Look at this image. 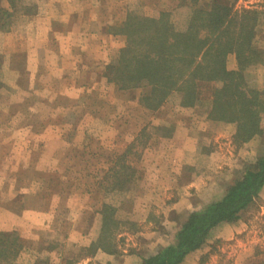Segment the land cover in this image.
I'll return each mask as SVG.
<instances>
[{
    "label": "rangeland",
    "instance_id": "obj_1",
    "mask_svg": "<svg viewBox=\"0 0 264 264\" xmlns=\"http://www.w3.org/2000/svg\"><path fill=\"white\" fill-rule=\"evenodd\" d=\"M64 1L0 0V264H141L264 155V113L262 132L244 142L235 123L208 116L216 82L194 79L192 104L178 91L158 102L148 85L122 88L107 70L126 45L128 15L166 13L178 29L192 6L211 0H82L73 7L87 18L53 21V36L41 24L38 36L32 16L61 12ZM217 1L236 13L264 11V0ZM71 27L103 33L63 35ZM253 31L255 61L242 75L264 103L262 18ZM85 38L82 75L105 82L71 98L64 80L73 73L62 62L77 57L66 45ZM236 65L228 53L226 69ZM181 264H264V189Z\"/></svg>",
    "mask_w": 264,
    "mask_h": 264
},
{
    "label": "trees",
    "instance_id": "obj_2",
    "mask_svg": "<svg viewBox=\"0 0 264 264\" xmlns=\"http://www.w3.org/2000/svg\"><path fill=\"white\" fill-rule=\"evenodd\" d=\"M205 9L190 8V16L178 29L169 15L146 18L128 15L123 34L126 45L115 65L107 67L122 88L148 85L160 94L182 93V103L196 101L195 80L214 81L208 116L213 120L235 123L242 141L262 132L264 103L259 92L246 86L242 72L253 64L254 26L264 11L233 12L217 0ZM228 53L235 54L236 69L228 70ZM264 186V155L229 184L223 195L199 211L188 213L179 224L172 243L145 257L141 264H181L191 252L201 249L214 228L240 219ZM8 253V252H7ZM2 249V261L7 258Z\"/></svg>",
    "mask_w": 264,
    "mask_h": 264
},
{
    "label": "crops",
    "instance_id": "obj_3",
    "mask_svg": "<svg viewBox=\"0 0 264 264\" xmlns=\"http://www.w3.org/2000/svg\"><path fill=\"white\" fill-rule=\"evenodd\" d=\"M90 2L92 4H95L93 2V0H90ZM73 3H78V4H82L83 5L84 1H82V0H65L64 2L61 3V4H63L65 6V8L61 12L52 13V14L49 13V14L44 15V16H40V15L32 16V19L34 20L35 25H36V28L34 29V31L36 33H38V36H39V29H40L39 25H41V24H43L45 26L44 28L48 31V33L50 31V35L53 36L55 32L51 29V25L55 22V20H57V19H62V20L72 19V18H76L78 16H79V20H80V16H83V17L87 18V16H84L85 14L81 15V13H76L77 11L74 9ZM98 29H95L92 32L91 31L87 32L86 30H83L81 28L77 29V31H75V30H73V27H71V28H68V29L64 30L62 33H63V35H76L77 37H80V36H86V37H88V36H92V37L97 36V37H99V36H102L103 32H101V28H100V31H98ZM86 42H87V38L83 39V43H81L80 45H78L76 43H74L73 45H70V43H68L66 45V50L65 51H68V54L69 53L70 54L74 53V55L77 54L76 55L77 57H75L73 60H70L68 58L67 62L66 61L62 62V66L63 67L69 66L71 68V70H72V73H73L71 76H69L68 79L64 80L65 83L69 82L68 84L72 85L70 87V90H69L70 91L69 94H71V98H76L77 96L80 97V95L81 96H87V93H85V92L89 91L88 87H87L88 85L89 86L92 85V84L95 85L97 82L99 84V83H101V81L103 83L105 82L104 79H101V78H99L96 81L92 80V79L88 80L86 78V76L82 75L83 72H86L83 69L84 66H85L83 64V59H85V55L84 54H85V51L87 49ZM101 49L103 50L102 46H100L99 50H101ZM35 50L38 51L39 48L36 46ZM94 52H97V45H94ZM82 54H83V56H82ZM99 64H100V62L99 63H94L92 65V67L93 68H97V67L99 68ZM73 69L76 70L75 73H74ZM77 92H78V95L76 96ZM104 98H106V97H104ZM175 127L179 128L180 130H184V131L187 129L186 123L180 124L179 127H178V125H176ZM157 129H158V127H157ZM82 132L88 133V129L83 128ZM174 136H175V138H178L179 137V132L176 131ZM171 137L173 138V136H170L169 138H163V139L167 140V139H171ZM159 139H160V137H159ZM161 139H162V137H161ZM101 143H103V141H101ZM52 146H53V142L52 143H50V142L47 143V147H52ZM178 151H179V147H178ZM263 189H264V186L262 187V190ZM210 190L212 192H215V189H210ZM218 193H219V190H218ZM219 194H221V192ZM194 200H196V199H194Z\"/></svg>",
    "mask_w": 264,
    "mask_h": 264
}]
</instances>
